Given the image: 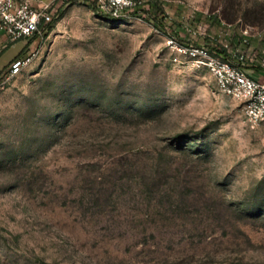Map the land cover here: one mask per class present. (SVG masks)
Here are the masks:
<instances>
[{"label":"rangeland","instance_id":"374dc122","mask_svg":"<svg viewBox=\"0 0 264 264\" xmlns=\"http://www.w3.org/2000/svg\"><path fill=\"white\" fill-rule=\"evenodd\" d=\"M46 1L0 30V264H264V120L167 43L264 71V0Z\"/></svg>","mask_w":264,"mask_h":264},{"label":"built area","instance_id":"2783aa9c","mask_svg":"<svg viewBox=\"0 0 264 264\" xmlns=\"http://www.w3.org/2000/svg\"><path fill=\"white\" fill-rule=\"evenodd\" d=\"M97 10L113 20L140 14L145 0H92ZM37 3V6L34 3ZM53 14L46 0H0V30L11 40L31 37L40 32L43 25L51 22ZM245 41L248 29L243 31ZM174 52L175 60L185 57L197 67L206 68L215 78L219 88L242 102L244 113L249 120H264V79L252 75L245 67L246 56L232 50L227 44L222 47L229 57L216 52L205 44L185 43L170 37L167 41ZM27 58H16L9 73H18L26 64Z\"/></svg>","mask_w":264,"mask_h":264},{"label":"trees","instance_id":"16d2710c","mask_svg":"<svg viewBox=\"0 0 264 264\" xmlns=\"http://www.w3.org/2000/svg\"><path fill=\"white\" fill-rule=\"evenodd\" d=\"M147 3H149V1H148ZM149 4H150V3H149ZM150 5H151V4H150ZM151 6H153V5H151ZM50 24H51V23H50ZM50 24H48V27L51 26ZM153 24H154V26H156L157 28L162 29V24H161V22H160L159 20H155V21L153 20ZM211 48H212L213 50H215L216 52H218V53L224 55L225 57H229V56H230V54L226 51V49H225L224 47L220 46V45L212 46Z\"/></svg>","mask_w":264,"mask_h":264},{"label":"crops","instance_id":"0c3cea01","mask_svg":"<svg viewBox=\"0 0 264 264\" xmlns=\"http://www.w3.org/2000/svg\"><path fill=\"white\" fill-rule=\"evenodd\" d=\"M252 75H254L257 78L260 79H264V71H256V72H252L250 70H248Z\"/></svg>","mask_w":264,"mask_h":264}]
</instances>
